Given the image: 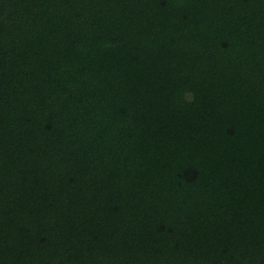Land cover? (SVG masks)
Returning a JSON list of instances; mask_svg holds the SVG:
<instances>
[{
  "label": "trees",
  "instance_id": "trees-1",
  "mask_svg": "<svg viewBox=\"0 0 264 264\" xmlns=\"http://www.w3.org/2000/svg\"><path fill=\"white\" fill-rule=\"evenodd\" d=\"M0 264H264V0H0Z\"/></svg>",
  "mask_w": 264,
  "mask_h": 264
}]
</instances>
